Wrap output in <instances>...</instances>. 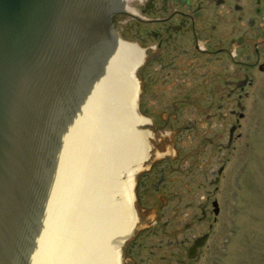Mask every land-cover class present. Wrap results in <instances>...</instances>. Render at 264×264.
<instances>
[{
    "label": "flooded vegetation",
    "instance_id": "obj_1",
    "mask_svg": "<svg viewBox=\"0 0 264 264\" xmlns=\"http://www.w3.org/2000/svg\"><path fill=\"white\" fill-rule=\"evenodd\" d=\"M108 2L103 36L134 53L107 47L96 61L111 207L92 225L122 229L98 252L110 245L103 264H211L240 209V141L264 92V0Z\"/></svg>",
    "mask_w": 264,
    "mask_h": 264
},
{
    "label": "water",
    "instance_id": "obj_2",
    "mask_svg": "<svg viewBox=\"0 0 264 264\" xmlns=\"http://www.w3.org/2000/svg\"><path fill=\"white\" fill-rule=\"evenodd\" d=\"M108 1L0 0V264H103L98 245L121 234L92 225L111 207L96 61L134 53L106 39Z\"/></svg>",
    "mask_w": 264,
    "mask_h": 264
},
{
    "label": "rangeland",
    "instance_id": "obj_3",
    "mask_svg": "<svg viewBox=\"0 0 264 264\" xmlns=\"http://www.w3.org/2000/svg\"><path fill=\"white\" fill-rule=\"evenodd\" d=\"M249 108L240 141V206L211 264H264V92ZM237 199V198H236Z\"/></svg>",
    "mask_w": 264,
    "mask_h": 264
}]
</instances>
